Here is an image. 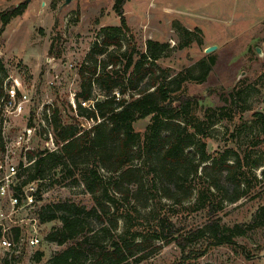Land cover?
I'll return each mask as SVG.
<instances>
[{
	"label": "rangeland",
	"instance_id": "374dc122",
	"mask_svg": "<svg viewBox=\"0 0 264 264\" xmlns=\"http://www.w3.org/2000/svg\"><path fill=\"white\" fill-rule=\"evenodd\" d=\"M24 1L0 0V29L1 14L14 11ZM115 1L72 0L64 5L65 0H32L25 4L22 15L12 18L3 28L0 65L6 76L19 78L27 87L32 97L27 116L37 110V118L44 120L47 110L54 115L58 108L64 120L77 123L82 129L94 124L77 114L80 69L87 63L94 43L102 41L103 29L120 26ZM123 11L129 30L122 31V51L129 57L132 49L146 53L149 40L167 44L161 58L154 65L150 60L145 67L154 68L160 81H180L173 86L176 95L200 98L198 104L186 110L181 121L190 133L196 132L195 127L205 129V135H196L197 145L189 149L194 153L200 148L210 158L201 162L198 176L214 160L219 168L225 163L238 165L236 175L243 174L249 181V185L240 186L243 196L235 203L223 201L217 214L222 225L235 229L234 244L209 247L207 241L199 240L183 251L174 242L155 241L132 250L133 259L144 256L139 264H264V216L256 219L258 210L264 208V122L258 116L264 115V0H125ZM208 47L215 50L206 53ZM138 58L134 56L135 61ZM186 70L198 78L183 81ZM129 77L128 74L123 79L124 84L132 79ZM220 88L239 93L237 107L224 103L217 93L209 94L210 89ZM130 94L128 91L126 96ZM208 110L215 111L211 127L207 124ZM228 114L232 117H225ZM28 120L21 118L20 126L28 124ZM150 121L148 117L135 123L136 132L143 135ZM38 141L36 138L35 146ZM199 157L200 154L196 159ZM46 175L52 181L49 193L35 208L25 209L18 216L25 226V242L21 241L17 258L0 245V264H48L65 248L45 241L46 234L59 225L40 222L39 212L47 204L70 200L88 209L96 205L82 183H57L56 170H49ZM145 183V193H134L135 207L119 208L137 231L151 237L148 227L166 213L184 233L207 222L205 209L194 198L183 206L171 207V202L156 197L159 194L154 195L150 183ZM236 192L228 187L223 193L232 197ZM109 194H114L111 188ZM150 195L155 200H149L148 208L143 209L142 203L145 198L151 199ZM221 197L217 196V201ZM109 206L107 223L112 233L119 235L125 230V221L115 218L116 210L112 204ZM114 218L119 219L117 229L112 226ZM33 235L40 244L31 247L25 243ZM38 251L44 253L39 262L34 259Z\"/></svg>",
	"mask_w": 264,
	"mask_h": 264
},
{
	"label": "trees",
	"instance_id": "16d2710c",
	"mask_svg": "<svg viewBox=\"0 0 264 264\" xmlns=\"http://www.w3.org/2000/svg\"><path fill=\"white\" fill-rule=\"evenodd\" d=\"M124 4L125 0L115 1L114 11L120 18V26L103 29L102 41L94 43L87 63L80 69L77 114L94 124L89 129H82L79 124L64 120L60 110L55 108L53 129L58 149L46 153L41 145L36 155L32 154V157H38L35 172L28 171L23 183L47 178V171L56 170L59 175L57 183L63 184L66 180L72 186L82 183L96 204L88 209L70 200H59L40 210L41 223H59L46 234L45 241L65 247L50 258L48 264H139L145 257L133 259L132 250L155 241L174 242L183 251L199 240L207 241L209 247L235 243V229L222 225L217 214L223 201L235 203L243 196L240 186L249 185V181L243 174L236 175L238 165L225 163L219 168L214 160L205 165L203 174L198 176L201 162L210 158L200 148L194 153L189 149L197 145L196 135H205V129L195 127L196 132L190 133L181 121L186 110L198 104L200 98L183 93L176 95L173 86L180 81L168 78L160 81L154 68L145 67L150 60L154 65L161 58L168 49L167 44L149 40L146 53L140 54L132 49L129 57L122 51V31L129 30ZM24 7L22 4L14 11L1 14L0 35L12 18L22 15ZM134 56L139 58L135 61ZM3 72L0 65V96L2 77L6 76ZM128 74L132 79L124 84L123 79ZM183 75V81L198 78L190 75L189 70ZM134 76L136 83H133ZM96 90L98 94H95ZM128 91L131 94L127 97ZM213 93H217L224 103L237 107L239 93L234 89L229 92L223 88L210 89L209 94ZM83 103L89 106H83ZM214 116L215 111H207L208 127L214 124ZM258 116L264 122V115L258 113ZM148 117L151 121L141 135L136 132L134 124ZM147 177H150L149 181H146ZM145 182L150 183L154 195L159 194L156 197L171 202V207L183 206L194 198L196 204L205 209V225L184 233L171 214L166 213L148 227L151 237L137 231L139 229L129 223L119 208L124 205L135 207L134 193H145ZM228 187L238 192L230 197L223 193ZM110 188L114 191L112 196ZM154 195H150L151 199L145 198L143 209L148 208L149 200H155ZM217 196L222 200L217 201ZM109 204L116 210L115 218L125 221V230L119 235H114L107 223ZM263 216L264 208H261L256 219ZM114 219L112 226L117 229L119 219ZM21 234L20 229H15L14 240L18 241ZM43 256L44 253L38 251L34 259L39 262Z\"/></svg>",
	"mask_w": 264,
	"mask_h": 264
},
{
	"label": "built area",
	"instance_id": "2783aa9c",
	"mask_svg": "<svg viewBox=\"0 0 264 264\" xmlns=\"http://www.w3.org/2000/svg\"><path fill=\"white\" fill-rule=\"evenodd\" d=\"M0 96V245L17 257L19 246L24 241L25 226L18 216L25 209H33L49 193L50 179H36L23 184L28 171L35 172L36 155L43 145L46 153L57 151L53 129V112L47 110L44 120L37 118V110H27L32 104V97L24 83L11 75L2 79ZM27 117L28 124L20 126L21 118ZM29 117V118H28ZM33 119L31 120V118ZM39 139L35 146V140ZM53 146L55 149L50 148ZM36 220V219H32ZM15 229H20L18 241L13 238ZM31 247L40 244V239L33 235L29 241Z\"/></svg>",
	"mask_w": 264,
	"mask_h": 264
},
{
	"label": "water",
	"instance_id": "95a60500",
	"mask_svg": "<svg viewBox=\"0 0 264 264\" xmlns=\"http://www.w3.org/2000/svg\"><path fill=\"white\" fill-rule=\"evenodd\" d=\"M31 1H32V0H25L23 3L26 4V3H29V2H31ZM71 1H72V0H65L64 5L69 4ZM214 50H215V47H208V48L206 49V53L213 52ZM258 52H259V51H258Z\"/></svg>",
	"mask_w": 264,
	"mask_h": 264
},
{
	"label": "flooded vegetation",
	"instance_id": "af4514ba",
	"mask_svg": "<svg viewBox=\"0 0 264 264\" xmlns=\"http://www.w3.org/2000/svg\"><path fill=\"white\" fill-rule=\"evenodd\" d=\"M22 4H24V3H22ZM22 4H20V5H22ZM20 5H17L16 8H19ZM16 8H15V9H16Z\"/></svg>",
	"mask_w": 264,
	"mask_h": 264
}]
</instances>
